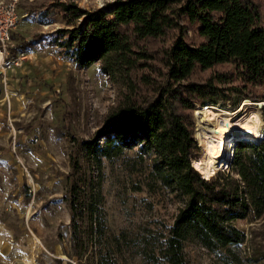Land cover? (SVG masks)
<instances>
[{
    "label": "rangeland",
    "instance_id": "374dc122",
    "mask_svg": "<svg viewBox=\"0 0 264 264\" xmlns=\"http://www.w3.org/2000/svg\"><path fill=\"white\" fill-rule=\"evenodd\" d=\"M57 1L91 10L112 0H19L16 5L10 54L21 53L22 58L5 77L0 75V264H98L99 258L102 264H167L159 249L180 202L152 183L149 161L138 155V146L97 163L81 143L97 138L107 115L122 102H146L162 88L174 87L166 80L162 51L178 35L186 44H195L198 24L179 16L177 28L142 41L136 50H144L146 56L126 77L112 79L99 62L80 68L47 44L55 29L70 28L49 7ZM254 1L264 29V0ZM213 72L232 75L220 86L239 84L230 64L197 67L189 80L201 81ZM245 92L207 104L230 112L240 108L236 115L256 112L261 138L264 85ZM190 103L189 111H180L191 123L197 148L193 159L200 168H213L201 145L199 112L205 105L196 99ZM236 139L248 141L230 137V150ZM232 158L230 172L235 175ZM72 195L78 205L74 242L68 204ZM235 226L244 233V241L231 248L242 264H264V211L259 218L235 221ZM182 257L183 264H220L217 254L192 240L182 242Z\"/></svg>",
    "mask_w": 264,
    "mask_h": 264
},
{
    "label": "trees",
    "instance_id": "16d2710c",
    "mask_svg": "<svg viewBox=\"0 0 264 264\" xmlns=\"http://www.w3.org/2000/svg\"><path fill=\"white\" fill-rule=\"evenodd\" d=\"M180 1L112 0L91 10L72 2H51L49 7L70 28L55 29L47 44L57 47L58 53L80 68L99 62L107 76L123 78L145 58L144 50H136L142 41L177 28L179 16L198 24L195 44H186L178 35L162 51L164 74L174 87L162 88L146 102H122L107 115L99 138L81 145L97 163L100 158L110 159L138 146V155L149 161L152 183L167 189L180 202L159 249L167 264H183L182 242L186 240L217 254L220 264H242L231 248L244 241L235 221L259 218L264 211V135L246 143L233 141L235 175H231L230 165L218 172L220 167L200 168L193 159L197 148L191 123L180 110L189 111L192 99L202 106L210 105L207 103L245 95L247 87L264 85L260 9L254 0ZM22 49L26 52L28 48ZM223 64L234 67L239 84L220 86L231 80L232 75L226 72H213L201 81L189 80L197 67L210 69ZM70 190L74 194L75 186ZM68 204L74 242L78 207L74 195ZM98 264H102L101 258Z\"/></svg>",
    "mask_w": 264,
    "mask_h": 264
},
{
    "label": "bare ground",
    "instance_id": "6f19581e",
    "mask_svg": "<svg viewBox=\"0 0 264 264\" xmlns=\"http://www.w3.org/2000/svg\"><path fill=\"white\" fill-rule=\"evenodd\" d=\"M239 109L230 112L215 108L212 105H205L199 112V116L203 121L201 145L205 159L209 163H213L212 167L226 166L224 168L226 170L229 168V158H232L233 150L229 148L228 138L240 137L248 141L259 139L258 130L261 120L258 114L251 112L250 114L236 115L235 113ZM234 115L236 116L232 117Z\"/></svg>",
    "mask_w": 264,
    "mask_h": 264
},
{
    "label": "built area",
    "instance_id": "2783aa9c",
    "mask_svg": "<svg viewBox=\"0 0 264 264\" xmlns=\"http://www.w3.org/2000/svg\"><path fill=\"white\" fill-rule=\"evenodd\" d=\"M19 0H0V74L11 71L22 58L21 53L10 54V38L18 17L16 5Z\"/></svg>",
    "mask_w": 264,
    "mask_h": 264
},
{
    "label": "crops",
    "instance_id": "0c3cea01",
    "mask_svg": "<svg viewBox=\"0 0 264 264\" xmlns=\"http://www.w3.org/2000/svg\"><path fill=\"white\" fill-rule=\"evenodd\" d=\"M7 73H10V72L7 70V71H4L3 73H1L0 75H2L3 77H5Z\"/></svg>",
    "mask_w": 264,
    "mask_h": 264
}]
</instances>
